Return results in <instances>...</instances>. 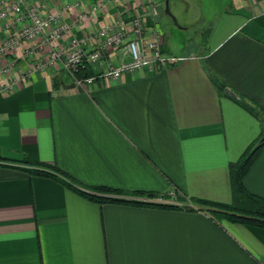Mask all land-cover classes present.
Returning a JSON list of instances; mask_svg holds the SVG:
<instances>
[{"label":"crops","instance_id":"crops-1","mask_svg":"<svg viewBox=\"0 0 264 264\" xmlns=\"http://www.w3.org/2000/svg\"><path fill=\"white\" fill-rule=\"evenodd\" d=\"M74 1L39 0L44 12L74 20L78 37L115 10L105 1L76 20L77 9L62 7ZM206 43L174 53L163 35L177 60L103 85L77 86L61 68L29 71L28 40L0 53V264H264L263 226L217 221L204 209L97 201L27 170L52 163L88 186L174 190L181 205L230 201L229 163L263 122L220 93L210 72L264 108V0H228ZM243 183L264 197V145Z\"/></svg>","mask_w":264,"mask_h":264},{"label":"built area","instance_id":"built-area-1","mask_svg":"<svg viewBox=\"0 0 264 264\" xmlns=\"http://www.w3.org/2000/svg\"><path fill=\"white\" fill-rule=\"evenodd\" d=\"M105 1H112L115 7L110 20L103 21L92 34L78 37L71 33L74 20L65 19L58 12H44L39 0H0V23H4L5 30L0 53L28 40L30 44L24 55L31 58L29 71L61 68L72 76L77 86L103 85L125 73L143 68L154 71L177 60L162 47L163 33L156 19L162 0H98L88 5L75 0L62 7L77 9L76 20H80L85 16L84 7L94 12ZM148 17L152 18V24L147 23ZM65 35L69 36L63 43L61 39ZM95 40L98 43L91 44ZM45 45H48L47 51L42 53ZM83 60L105 63V68L91 76L76 77L73 69ZM177 197L172 190L168 196L156 195L153 200L181 204Z\"/></svg>","mask_w":264,"mask_h":264},{"label":"trees","instance_id":"trees-1","mask_svg":"<svg viewBox=\"0 0 264 264\" xmlns=\"http://www.w3.org/2000/svg\"><path fill=\"white\" fill-rule=\"evenodd\" d=\"M95 72L91 62L86 60H83L73 69V74L79 78L94 75ZM210 76L220 93L232 97L241 106L260 118L263 122L260 135L249 144L238 160L229 163L231 187L230 201L223 202L204 198H193L192 201L195 203L194 205L161 202L150 200L149 198L156 195L165 196V194H159L152 190H125L106 185H84L68 172L52 163H42V165H44L43 167L30 168L27 170L32 173L55 176L78 194L97 201H117L167 208L182 206L190 209H204L217 221L225 219L228 221L251 223L264 227V197L249 191L243 183V175L264 145V141H259L260 137L264 134V108L255 101H248L242 95L237 97L225 93L224 87L227 85L226 82L212 72H210Z\"/></svg>","mask_w":264,"mask_h":264},{"label":"rangeland","instance_id":"rangeland-1","mask_svg":"<svg viewBox=\"0 0 264 264\" xmlns=\"http://www.w3.org/2000/svg\"><path fill=\"white\" fill-rule=\"evenodd\" d=\"M167 1L171 14L165 12L163 0L158 6L157 24L164 35L165 45L170 47V51L179 53L199 52L206 47L208 28L214 16L226 7L228 0ZM93 65L97 68V63Z\"/></svg>","mask_w":264,"mask_h":264},{"label":"water","instance_id":"water-1","mask_svg":"<svg viewBox=\"0 0 264 264\" xmlns=\"http://www.w3.org/2000/svg\"><path fill=\"white\" fill-rule=\"evenodd\" d=\"M168 1L167 0H165V8H164V10H165V12H170L169 11V8H168ZM224 92L225 93H227V94H229V95H233V96H235L236 94L233 92V90H231L229 87H224ZM259 141H264V134L260 137V140Z\"/></svg>","mask_w":264,"mask_h":264}]
</instances>
